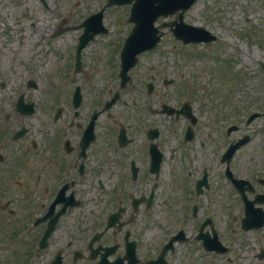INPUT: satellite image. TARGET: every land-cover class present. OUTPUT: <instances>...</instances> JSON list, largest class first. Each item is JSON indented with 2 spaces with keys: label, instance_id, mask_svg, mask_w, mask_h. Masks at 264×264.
<instances>
[{
  "label": "flooded vegetation",
  "instance_id": "flooded-vegetation-1",
  "mask_svg": "<svg viewBox=\"0 0 264 264\" xmlns=\"http://www.w3.org/2000/svg\"><path fill=\"white\" fill-rule=\"evenodd\" d=\"M13 64L14 91L2 93L8 84L0 81V199L10 197L14 215L0 205V218L14 223V264H147L172 237L167 261L178 243L191 241L218 254L203 237L225 244L221 199L196 196L193 179L209 152L185 146L186 114H164L162 104L134 98L160 97L161 70L130 71L107 108L121 83L115 70L100 79L76 74L68 88L66 67L44 71L46 64L18 56ZM53 71L60 85L48 87ZM77 87L80 104L72 99ZM196 134L197 127L192 141ZM238 167L249 172L240 178L251 183V198L264 194V152L241 156Z\"/></svg>",
  "mask_w": 264,
  "mask_h": 264
},
{
  "label": "rangeland",
  "instance_id": "rangeland-1",
  "mask_svg": "<svg viewBox=\"0 0 264 264\" xmlns=\"http://www.w3.org/2000/svg\"><path fill=\"white\" fill-rule=\"evenodd\" d=\"M77 1L80 0H65L66 5L59 9L71 14L72 20L76 23L82 21L94 5L98 6L101 3V0H94L93 3L89 1L86 6L80 7L82 3L75 4ZM76 5L78 9H75ZM216 8H223L219 12L227 14L226 18L211 19L210 13L215 12ZM41 9L40 3L36 0H0V67H7L8 62L14 60V49L18 46L19 40V36L14 32V23L22 21L23 26L20 28L26 27L30 30L28 24L39 22L38 30L49 29L46 21L48 17H53V13L45 11L46 16L44 18V12ZM263 12L264 0H199L190 12L188 21L192 24L193 22L196 23L195 25H200L203 21L209 30H213L219 36L217 43L208 46H197L196 50L193 51L202 53L205 58H195L194 62L190 63L191 53L181 55L180 51L172 45L173 37L166 35L163 46H166L167 50L162 53H149L150 60L155 65L161 66L159 68L163 72H167L174 77L180 75L184 77V86L187 83L190 84V87L201 90L203 95L208 98L209 104L212 103L210 106L214 109L213 111L226 115L225 123L241 122L243 117L238 118L236 115L239 113L246 114L254 106L255 95L258 96L260 92L264 93V69L260 67V63H264ZM36 33V31H33L29 37L33 44L37 40ZM71 37L72 35L69 36V40ZM106 39L102 38L101 43L92 44L85 51L86 70L93 77H99L104 72L103 67L109 59V53L105 52V49H111H103L105 46L103 42H106ZM225 39H231L236 48L228 52L227 47L223 46L226 43ZM59 42L65 54L60 55V58L57 55L44 57L43 60H48L51 65L64 64V61H67L68 51L66 48L68 42L64 41V43L62 40H59ZM189 48L191 47L186 49ZM242 48L249 49L248 64L239 68L240 60L245 53ZM41 57L38 62L41 61ZM164 65L169 66L164 67ZM237 65L238 67H236ZM178 68L181 71L180 73ZM3 72L6 73L7 71L3 70ZM0 78H3L2 74ZM6 79L10 80L9 77H6ZM163 88L165 87L163 86ZM167 89V97L172 102L178 100L177 88L172 85ZM255 122L257 121L255 120ZM260 139L252 141L244 149L248 156L256 151L262 152L264 150V145L262 142L260 143ZM215 185H217V178H215ZM221 194L223 195L222 209L219 217L220 222L218 219V223L221 227L223 226L226 231V238L233 247L231 255L235 259V264L239 262V253H245L248 257L245 264H264L255 256L259 247H264V232L241 231L239 228V213L232 210L231 207L233 204L232 198L230 197L227 200L225 198V195L227 197L226 188L222 190ZM192 243L178 245L177 249H184L178 251L175 256L170 257V264H207L210 257H204L201 262L194 260V256L201 252L197 250V245L194 247ZM9 256L10 252L1 250L0 264L12 260ZM214 259L216 262H220L219 260L222 257ZM216 262L214 264H217Z\"/></svg>",
  "mask_w": 264,
  "mask_h": 264
},
{
  "label": "water",
  "instance_id": "water-1",
  "mask_svg": "<svg viewBox=\"0 0 264 264\" xmlns=\"http://www.w3.org/2000/svg\"><path fill=\"white\" fill-rule=\"evenodd\" d=\"M250 215H251V213L249 212V213H248V217H247L248 220H249Z\"/></svg>",
  "mask_w": 264,
  "mask_h": 264
}]
</instances>
